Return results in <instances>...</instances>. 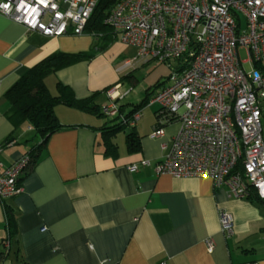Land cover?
<instances>
[{
	"label": "crops",
	"instance_id": "1",
	"mask_svg": "<svg viewBox=\"0 0 264 264\" xmlns=\"http://www.w3.org/2000/svg\"><path fill=\"white\" fill-rule=\"evenodd\" d=\"M97 42V36L86 31L80 36L49 37L0 14V162L4 167L41 142V137L28 134L34 133L30 125L16 128L12 123L5 93L48 55L96 49L92 59L47 76L52 93L62 83L77 99L94 95L101 109L109 101L106 88L121 83L122 92L130 90L111 62L115 57L123 63L130 60L136 49L118 35L103 49L95 46ZM154 62L158 61L142 64ZM125 78L137 80L133 72ZM162 79L137 102L119 100L122 110L140 105ZM158 110V105L144 106L134 125L115 133L111 138L115 147L108 151L103 127L110 119L103 123L104 116L95 110L57 105L55 112L64 128L36 150L35 165L32 160L20 178L23 191L5 202L16 218L17 232L9 238V251L0 264H264V206L230 196L227 186L215 187L207 176L157 173L156 164L167 152L162 144H169L180 129L179 123H173L166 126L164 136L152 137ZM129 132L139 142L134 150L128 147ZM132 165L137 169L130 170ZM220 210L234 217L228 237L221 230ZM8 236L6 209L0 201V250ZM208 238L216 242L212 252Z\"/></svg>",
	"mask_w": 264,
	"mask_h": 264
},
{
	"label": "built area",
	"instance_id": "2",
	"mask_svg": "<svg viewBox=\"0 0 264 264\" xmlns=\"http://www.w3.org/2000/svg\"><path fill=\"white\" fill-rule=\"evenodd\" d=\"M98 2L0 0V14L49 37L80 36ZM107 23L136 49L125 66L155 60L171 69L148 101L159 107L152 137L164 136L167 125L180 124L169 144H162L167 152L156 164L157 173L207 176L235 198H246L253 189L264 204V0H121ZM121 86L106 91L109 101L101 112L132 126L142 110L124 118L119 100L130 90L122 92ZM31 163L29 153L5 167L0 162L4 206L23 191L20 178ZM219 219L222 232L230 236L232 213L220 210ZM206 245L212 252L216 242L208 238ZM4 246L8 252L10 242Z\"/></svg>",
	"mask_w": 264,
	"mask_h": 264
},
{
	"label": "trees",
	"instance_id": "3",
	"mask_svg": "<svg viewBox=\"0 0 264 264\" xmlns=\"http://www.w3.org/2000/svg\"><path fill=\"white\" fill-rule=\"evenodd\" d=\"M121 0H99L92 16L90 17L85 31L97 36L98 42L95 45L99 49L107 47L113 42L117 35L111 29L107 23V18L111 14L112 10L117 6ZM96 55V49L92 48L86 52L68 53V52H54L34 66H32L17 82H15L10 89L5 93V98L9 103V118L16 128L23 124L30 125L36 137H41V142L29 154L32 157L35 165L37 155L36 150L40 149L48 140V138L64 128V125L59 121L55 108L59 104H65L69 106H76L82 109H89L97 111L101 116H104L101 109L94 102V95L86 99H77L73 91L68 87L59 83L57 93H52L46 84V77L50 74H54L60 69L73 65L78 62L87 61L92 59ZM164 82V81H163ZM163 82H160L155 89H149L147 96L142 103L129 112H124L121 106V112H124V118H130L134 113L142 110L144 106L148 105V101L152 94L158 89ZM110 87L106 88L107 91ZM115 122V123H113ZM108 123L112 125L106 126ZM104 127L106 132V145L108 151L115 147L111 138L119 130H125L128 124L124 123L123 119L119 116L111 118ZM9 140H12L10 138ZM111 140V141H110ZM128 147L134 150L139 146L137 135L134 132L127 134ZM238 169L242 170L240 165ZM247 200L257 205L264 206L262 200L259 198L257 192L253 189L250 190L246 196ZM7 215V227L9 230V236L3 239L2 245L9 240L10 237L16 235V218L8 211L5 205ZM7 254V251L0 250V258L2 259Z\"/></svg>",
	"mask_w": 264,
	"mask_h": 264
},
{
	"label": "rangeland",
	"instance_id": "4",
	"mask_svg": "<svg viewBox=\"0 0 264 264\" xmlns=\"http://www.w3.org/2000/svg\"><path fill=\"white\" fill-rule=\"evenodd\" d=\"M115 48L117 47L113 46L112 51H114ZM133 57L134 54H131L129 56V58ZM240 57L242 60L247 59V53L244 48L240 49ZM111 63L112 65L114 64L116 70H119L120 78L122 77V79H124V88L130 89V93L128 95L129 97L127 96L124 101L137 102L141 100L145 95V90L147 88L153 85L161 77L166 80L167 76L171 73L170 67L167 64L161 62H154L149 65H144L142 64V62H137L132 66H125V61L123 63L120 59H117V57H115L114 63ZM131 72H133L135 77L137 78L135 82L125 80V75ZM108 119L110 118H107L105 116L101 117L103 123L106 122ZM28 134L30 136L34 135V133L32 132H29Z\"/></svg>",
	"mask_w": 264,
	"mask_h": 264
}]
</instances>
